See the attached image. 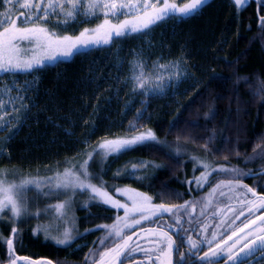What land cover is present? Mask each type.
<instances>
[{
	"label": "trees",
	"instance_id": "1",
	"mask_svg": "<svg viewBox=\"0 0 264 264\" xmlns=\"http://www.w3.org/2000/svg\"><path fill=\"white\" fill-rule=\"evenodd\" d=\"M82 27L72 23L51 29L59 35H75ZM137 56L150 61L179 59L187 77L151 102L152 118L146 128L156 134L157 141L107 159L94 156L89 171L98 179L93 183L102 180L116 197L119 192L115 189L135 187L152 195L155 202L180 205L205 191L195 183L193 155L206 158L217 169L236 168L246 173L264 168V161L248 160L257 144L264 146V28L257 4L251 1L238 9L233 0H209L199 15L162 21L146 32L79 50L70 58L31 71L28 75L36 78L28 90L29 111L10 136L6 150L0 152V169L6 171L7 179L19 182L52 176L85 159L84 153L104 139L135 135L127 124L139 104L132 79V62ZM141 161L148 166L138 163ZM239 178L251 183V176ZM252 178V184L261 187L262 176ZM26 198L30 212L68 199L63 195L45 197L35 190L27 192ZM121 212L89 201L87 192L78 191L60 225L43 214L14 223L6 212L0 221V236L7 239L16 227L19 237L14 248L18 254L83 255L95 243L93 239L107 232L97 226L114 222ZM65 225L74 237L70 245L46 239L43 231L34 234L38 227H47L57 236ZM181 229L176 240L183 239ZM78 243L82 247L71 252ZM6 256L7 247L0 243V260Z\"/></svg>",
	"mask_w": 264,
	"mask_h": 264
},
{
	"label": "snow or ice",
	"instance_id": "2",
	"mask_svg": "<svg viewBox=\"0 0 264 264\" xmlns=\"http://www.w3.org/2000/svg\"><path fill=\"white\" fill-rule=\"evenodd\" d=\"M234 4L239 8L247 7L249 0H233ZM264 7V0H257ZM209 0H0V6L12 5L7 12L0 13V72H31L35 68H42L45 61H55L59 57H71L79 52L81 48L87 49L91 46H99L101 44L108 45L114 39L127 36L132 33H142L149 30L153 25L169 19L181 20L183 18H191L199 15L203 8L206 7ZM16 4H20V15L16 19H10L13 14V8ZM57 18L58 24H68L83 16L90 19L102 16V23L94 28H84L78 35H58L52 31L41 20L48 21L49 17ZM121 17H126L121 19ZM115 21V22H114ZM261 26L264 28V17L260 18ZM139 70V74L134 76L137 81V87L144 89L148 83V78L144 72V65L135 66ZM164 68L165 65H159ZM11 91V89H9ZM11 99V98H10ZM7 104L0 100V128L7 130L8 121L5 117L8 115L6 111ZM142 113L137 114V120L140 119ZM138 130L136 123L130 122V132ZM157 141L156 134L148 129L140 131L136 135H126L116 137L114 139H104L100 141L91 151H86V157L82 161L70 163L63 171L57 170L52 176L43 178H22L19 182L7 179L4 169H0V218L3 214L9 212L10 219L15 223L21 221L23 217L28 215L41 216L52 215L57 221L62 220L66 216V210L71 203V197L78 191L89 194V201L110 205L115 209H122L123 216L117 215L115 222L111 225H99L98 228L107 229L106 234L100 238L99 244L104 246V250L100 251L97 259L93 260V264H124V260L128 258V254L137 251V247L132 245V235H126L125 229H131L135 225H139L143 220L157 217L164 213H168L175 217V224L181 223L182 217L177 214L176 210H187L190 202L183 205L153 204L152 197L138 192L134 189H115L121 196H127L128 201L125 203L114 198L101 180L99 184L93 183V176L89 171L90 162L94 156L101 155L104 159L109 156H119L124 152L140 145H147L148 142ZM0 151H3L0 149ZM260 159L264 161V146L257 144L253 150V155L248 160L255 161ZM205 171L200 177H197V183L203 186L208 182L211 172L207 171L211 165L199 161L193 157ZM142 166L147 167L145 162H138ZM135 167V166H134ZM212 171L231 172L236 176H262L264 177V168L257 172L249 170L242 173L236 168H219ZM223 181L216 184L213 193L223 186ZM230 187H233L229 182ZM166 187V186H165ZM234 187L243 188L246 191L242 194V204L247 205V217L243 222V227L233 229L236 220L245 216V211L240 210L238 213L235 209L228 207L227 211L233 213L231 218H224L216 225L220 228L226 226L225 231L220 233L223 237L226 232L231 234L223 240V245L217 243L215 248L212 247L217 239V233L213 231L211 239L194 240L191 236L187 237L189 253L200 261L201 264H220L221 259L225 264H251L255 260L257 264H264V195L256 191V186L248 187L246 184L236 183ZM35 190L38 195L45 197L67 196L68 199L56 203L47 204L43 209L37 208L35 212L29 211V202L26 198L27 192ZM264 191V189H262ZM251 194V199L247 198ZM224 195L223 192L220 193ZM211 196V194H210ZM231 199V198H229ZM212 204L211 199H207L202 205L201 214ZM85 203L84 207L87 208ZM195 205H191V215L195 213ZM219 213H224V209H219ZM257 213H261L257 215ZM217 213H213L216 215ZM138 217V218H137ZM252 217H255L254 219ZM173 225H169L172 227ZM209 225H205L202 231L206 232ZM57 231L59 230L57 226ZM40 231L45 233L46 239L53 240L58 245H70L74 239L70 230L65 229L61 235L53 236L50 229L38 227L34 234ZM92 231V230H90ZM154 231V230H153ZM185 232L188 230L185 229ZM154 234L159 237L156 242L157 247L151 249H139L145 253L149 264H152L155 253V261L157 264H173V253L180 256V261H185L184 254L179 253V246L176 245L172 236L162 227ZM19 237V230L16 227L11 229L10 236L4 239L0 236V243L7 247L9 255V264H17L23 261V264H53L52 261L37 262L32 261L29 257H19L15 255L14 241ZM111 245H109V241ZM231 241V244H229ZM207 247L208 251H204L203 255L199 253L203 248ZM235 250V251H234ZM86 257L85 259H89Z\"/></svg>",
	"mask_w": 264,
	"mask_h": 264
},
{
	"label": "rangeland",
	"instance_id": "3",
	"mask_svg": "<svg viewBox=\"0 0 264 264\" xmlns=\"http://www.w3.org/2000/svg\"><path fill=\"white\" fill-rule=\"evenodd\" d=\"M251 1H255L257 4V10H258L259 18L264 17V12H262L260 10V9L264 10V7H262L261 4L257 2V0H249V2H251ZM23 2H24V0H21V4ZM33 2H36V0H33ZM8 8H12V5L0 6V13L7 12ZM21 11H24V10L21 9L20 4H16L15 7L13 8V14L9 18L10 19H16L20 15ZM2 18L3 17H0V19H2ZM124 18H126V17H121V19H124ZM102 21H103L102 16H97V17H93L90 19H85V17L80 16L76 20L71 21L68 24H58L57 18L50 16L48 21L45 22V21L41 20L39 23L46 24V26L49 27L50 29L53 26L65 27V26H68L72 23H77L78 25L83 24L84 27L81 28V31H82L84 28H94L98 24L102 23ZM51 30L56 32V33L58 32L55 29H51ZM57 34L59 35V33H57ZM78 34L79 33H77L75 35H78ZM62 35H71V34L64 33ZM101 45H103V44H101ZM91 47H93V46H91ZM80 50H84V48H81ZM67 58H70V57H67ZM67 58L59 57L55 61H45L44 64L54 63L58 60L67 59ZM132 64H133L132 65V70H133L132 79L134 80L133 82H134L136 94L139 96V104H138L137 108L135 109L134 116L131 119H129V121H128L127 130L129 131V129H130V122L136 123L138 125V130L135 132H137L136 134H138V132H140V131H147L148 130V128H146V126H148L150 124V121L152 118V113L149 111L150 106H151V102L156 97H162V96L166 95L171 89L176 87V84L179 81H181L182 79H185L187 77L188 72H187L186 67L184 66V63L179 59H167V60L156 59V60L150 61V60H146L143 58H139V56H137V59H135L132 62ZM140 64L144 65V72L148 78V83L145 85L144 89H139L137 87V81L134 79V76L139 74V70L135 66L140 65ZM159 65H165L166 67L161 68V67H159ZM29 73L30 72H22V71L21 72H15V73L0 72V100H3L7 104L6 111L8 112V115L5 117L6 121H8L7 130L0 128V149H2V150H6L5 145L8 142L10 136L12 137L13 134L24 123L25 118L27 116V113L29 111L30 98L28 95V90L33 85L32 83L35 82L34 78H36V77L31 78L28 75ZM23 74H24L25 78L22 79L21 76H23ZM9 89H11V91H9ZM138 113H142V116L140 117L139 120H137V114ZM193 156L198 158L199 161H203V162H206V163L211 165V167L207 170V171L212 173L211 176L208 178V182L203 183V186L198 184L197 180L195 182L200 190L201 189L205 190L203 197H201V199H200V202H198L197 200H192L190 202V206L187 210H184V209L176 210V209H174V211H176L177 214L182 217L181 223L179 225L175 224V217H173L172 215H170L168 213H164L162 215H159L158 218L152 217L153 219L143 220L139 225H135L131 229H125L124 230L125 234L126 235H132V237H133L132 242H131L133 247H137V251L129 253L128 257L134 256L135 254L136 255H138V254L145 255V253L143 251L139 250L141 248L151 249L153 247H157L156 242L159 240V237L154 234V231L158 232L161 227L165 231H167L168 233L171 229V227H169L170 224L173 225L172 230L174 232H176L178 228H182V227L184 228V212H186V214H187V212H190L191 211V205H195L196 211L194 213L193 219L187 221L186 227L188 229H192V230L197 231V233L202 232L203 239H205V238L210 239V237H209V236H211L210 234L213 231H215V232L218 231V228L216 227V225L219 224V220H218L217 216L215 217V215H213V213H216V212H218L219 209H224L225 207L228 208V207L236 206L237 212L247 208L246 204L241 203V199H243L242 194L246 190L243 188L234 187V186L236 185L237 182H239L241 184H246V185H248V187H252L251 184L241 180L239 178V176H236L234 174H227V173L222 174L220 171H212V169H217V167L215 165H212V163H210L209 160H207L204 157H199V156H195V155H193ZM204 171L205 170L201 166H199L198 163L196 162L195 166L193 167V173L195 174L196 178L200 177ZM232 177H234V178H232ZM11 181L17 182L16 179L11 180ZM221 181L224 182L223 186L213 193V189L216 187V184L220 183ZM229 182H231L233 187L228 186ZM258 185L262 186V181L259 180ZM121 189H134L138 192L145 193V194H147L153 198V196L150 195L149 193H147L141 189L135 188V187H123ZM221 192H223L224 195H221L220 194ZM210 194H211V196H210ZM219 197L226 198L225 201L228 203L223 204L222 201L224 199H221V198H220L222 200L221 202L217 201V199H219ZM114 198L117 200H120L121 202L129 203V205L131 204V202L128 201L126 195L121 196L119 193L118 197L114 196ZM229 198H231V199H229ZM247 198H249V199L252 198L250 193L248 194ZM207 199H211L212 204L205 210L204 214L202 215L201 214L202 205L206 202ZM152 202H153V204H157V205L161 204V203L155 202L153 199H152ZM199 203H201V204H199ZM183 204L184 203H182L180 205H183ZM165 205L171 207L172 205H176V204H165ZM119 210L122 211L119 214V216H123L124 215L123 210L122 209H119ZM4 214H3V217H4ZM199 214H201V215L199 216ZM9 215H11V214L9 213ZM50 217L56 222V224H58V225L61 224V221L55 220L52 215ZM2 218H0V221ZM156 219L162 220V221L156 222L155 221ZM114 222H112L110 224L105 223L103 225H111ZM151 223L153 225L149 226ZM68 224H70V223H68ZM70 225H72V224H70ZM205 225L210 226V227H208L206 232L202 231V229L204 228ZM65 226L68 230L69 225H65ZM66 228H63V231ZM105 231H106V229H104V232ZM58 234H61V233L58 232ZM104 235L99 236L97 239H93V240H95V244H93L89 248L90 253H86L82 256L83 260L86 257L97 256L96 254H98L100 251H103L101 249L102 245L99 244V240ZM111 242H112L111 240L108 242L109 245H111ZM76 247H78V245L72 246L71 248H76ZM151 255H155V253H151ZM73 256H75V255H73ZM141 258L147 259L146 256H141ZM8 260H10V258L6 259L5 261H8ZM5 261H4V263L3 262H1V263L2 264H9V261L6 263H5ZM154 263H156L155 260L152 261V264H154ZM80 264H86V263L80 262Z\"/></svg>",
	"mask_w": 264,
	"mask_h": 264
},
{
	"label": "flooded vegetation",
	"instance_id": "4",
	"mask_svg": "<svg viewBox=\"0 0 264 264\" xmlns=\"http://www.w3.org/2000/svg\"><path fill=\"white\" fill-rule=\"evenodd\" d=\"M259 170H261V169H259ZM252 177H254V176H251V181H250L251 183L250 184L253 187V184H252L253 178ZM260 181H262V186L261 185H259V186H261L262 188L261 187H256V191L259 194L264 195V191H262V189H264V177H262L260 179ZM220 198L221 199H224V200L222 201ZM219 199H217V201H220V202L222 201L223 204H227L228 203V202L225 201L226 198L219 197ZM231 208H233V209H235L237 211L236 206H233ZM244 211H245V216H242V217H240L239 220H236L235 225H233V229H238L240 227H243V222L245 221V219L247 217V208L244 209ZM190 212H188V213H190ZM262 212H264V210H262ZM188 213L184 216V229L183 230L181 229V235H182V238L183 239H178V240L175 239V236L176 237H179L180 236V235H178V233H179L178 231L180 229L177 230L176 232L169 231V234L172 236V238L175 241L176 245L179 246V253L180 254H184L185 257H186L185 261L181 262L180 261V256L177 255L174 252L173 253V257H172L173 264H201L200 261L196 260L195 257L191 256V254L189 253V247L190 246L187 244V237L188 236H191L192 239H194V240H202L203 237H202V232L197 233V231L192 230V229H188L186 227L187 221L188 220H192L193 217H194V213H192L191 215H189ZM216 213L217 214L215 215V217L217 216V218L219 220V223H220V220L221 219H224L226 217L231 218L233 216V213L232 212L227 211V207L224 208V213H219V212H216ZM260 214L261 213H257V215H260ZM200 215L201 214H199V216ZM252 218L254 219L255 217H252ZM225 227L226 226L222 225L220 228H218V231L216 232L217 233V239H216V241L212 245L213 248H215V245L217 243L223 245V240H226L227 239V236L231 234V232L228 231V232L225 233V235L223 237L220 236V233L225 231ZM172 228H173V226L171 227V229ZM185 229H187L188 231L185 232L184 231ZM209 237L211 239V236H209ZM205 239H207V238H205ZM178 242H180V243H178ZM229 244H231V241H229ZM204 251H208V248L207 247H204L203 248V251H201L199 254L200 255H203V252ZM155 255H152L153 256V260H155ZM82 256L83 255H75V256H73V254L72 255L67 254V255L56 256L54 259L37 257V256H32V255L19 256V257H29L32 261H37V262L52 261L53 264H80V262H82V263L85 262L86 264H93V260L94 259H97V256H90V258L88 260H86V259L83 260V257ZM141 256H145V255H142V254L136 255L135 254L134 256L128 257L126 260H124V264H149V261L147 259L141 258ZM262 259H264V258H262ZM8 261H5V263L8 262ZM0 264H2V263H0ZM17 264H23V261H18ZM154 264H157V262L154 263ZM220 264H225V261L223 260V258L221 259ZM251 264H257V262L255 260H253V261H251Z\"/></svg>",
	"mask_w": 264,
	"mask_h": 264
}]
</instances>
